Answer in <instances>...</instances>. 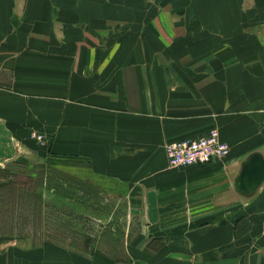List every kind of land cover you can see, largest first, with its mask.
Here are the masks:
<instances>
[{"label": "crops", "instance_id": "obj_1", "mask_svg": "<svg viewBox=\"0 0 264 264\" xmlns=\"http://www.w3.org/2000/svg\"><path fill=\"white\" fill-rule=\"evenodd\" d=\"M213 129L225 158L168 165L166 144ZM255 150L264 0H0V164L51 160L135 214L109 230L119 257L0 239V264H264V184L233 188Z\"/></svg>", "mask_w": 264, "mask_h": 264}, {"label": "rangeland", "instance_id": "obj_2", "mask_svg": "<svg viewBox=\"0 0 264 264\" xmlns=\"http://www.w3.org/2000/svg\"><path fill=\"white\" fill-rule=\"evenodd\" d=\"M39 133L34 134L37 135ZM130 206L103 200L101 194L55 168L51 160L0 164V239L2 242L61 241L79 249L90 241L121 256V237L110 228L133 233Z\"/></svg>", "mask_w": 264, "mask_h": 264}, {"label": "built area", "instance_id": "obj_3", "mask_svg": "<svg viewBox=\"0 0 264 264\" xmlns=\"http://www.w3.org/2000/svg\"><path fill=\"white\" fill-rule=\"evenodd\" d=\"M35 138L43 143L44 135L37 134ZM228 152V145L221 141L219 132L215 129L199 138L175 140L165 146L168 165L173 168L204 165L225 158Z\"/></svg>", "mask_w": 264, "mask_h": 264}, {"label": "water", "instance_id": "obj_4", "mask_svg": "<svg viewBox=\"0 0 264 264\" xmlns=\"http://www.w3.org/2000/svg\"><path fill=\"white\" fill-rule=\"evenodd\" d=\"M264 184V155L255 150L245 156L233 180V188L239 197H253Z\"/></svg>", "mask_w": 264, "mask_h": 264}]
</instances>
